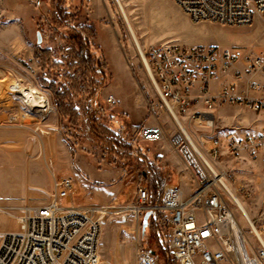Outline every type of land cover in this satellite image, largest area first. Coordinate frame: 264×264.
Masks as SVG:
<instances>
[{
    "label": "rangeland",
    "instance_id": "1",
    "mask_svg": "<svg viewBox=\"0 0 264 264\" xmlns=\"http://www.w3.org/2000/svg\"><path fill=\"white\" fill-rule=\"evenodd\" d=\"M83 2L78 12L79 0H0V208L5 210L15 205L46 204L53 176L73 181L72 205L79 208L126 204L137 184L148 189L153 203L168 185L180 186L186 196L194 188L168 144L174 123L165 112L153 108L157 96L115 0ZM121 2L140 49L173 42L185 47L222 46L264 53V21L260 17L247 27H227L194 22L171 0ZM63 24H90L96 33L94 49L82 45L76 52L68 47ZM37 32L40 44L48 48V55L42 54L40 60L35 54ZM92 52L101 59L102 67L92 63L86 71L81 59H92ZM12 84L35 89L47 99L49 109L41 112L28 106L19 92L10 89ZM110 96L115 100L111 106L106 101ZM154 125L164 130L163 139L141 141L139 129ZM257 125V113L223 108L215 130L255 133ZM189 130L193 137L209 134ZM219 164L228 173V188L259 228L264 221L260 159H234L222 151ZM222 194L253 241L233 200L225 191ZM107 211L101 219L99 264H136L141 248L154 253L159 264H175L162 224H150L144 231L140 225L136 235L129 217L112 208ZM5 212L0 213V231H18V224ZM261 239L264 242V234Z\"/></svg>",
    "mask_w": 264,
    "mask_h": 264
},
{
    "label": "built area",
    "instance_id": "2",
    "mask_svg": "<svg viewBox=\"0 0 264 264\" xmlns=\"http://www.w3.org/2000/svg\"><path fill=\"white\" fill-rule=\"evenodd\" d=\"M171 1L194 22L239 28L250 26L256 17L264 21V0ZM136 50L158 99L153 108L174 123L168 144L190 175L191 194L168 185L153 203L148 189L137 184L126 204L79 208L71 202L73 181L53 176L46 204L0 208V213L9 211L19 226L15 232L0 231V264H99L101 219L109 208L129 217L136 235L143 215L148 213L153 221L163 216L165 244L175 264H264V221L258 228L243 218L251 241L222 194V180L227 182L229 176L219 164L225 151L234 159H260L264 170V126L243 134L215 130L221 108L264 113V53L173 42ZM106 101L110 106L115 103L112 96ZM189 127L209 134L193 137ZM163 137L160 125L138 131L143 142ZM136 264L159 263L154 253L141 248Z\"/></svg>",
    "mask_w": 264,
    "mask_h": 264
},
{
    "label": "trees",
    "instance_id": "3",
    "mask_svg": "<svg viewBox=\"0 0 264 264\" xmlns=\"http://www.w3.org/2000/svg\"><path fill=\"white\" fill-rule=\"evenodd\" d=\"M84 0H79V8L77 9L78 12H80V9L83 7V2ZM63 31L64 34L66 36V40L68 41V47H74V51L78 52V49L82 46H89L91 49H94V44H93V40L95 39V30L93 29V27L88 24V25H84V26H73V25H69V24H63ZM66 31V33H65ZM73 42V44H70V42ZM73 51V52H74ZM35 54H36V58L37 60H40V57L43 56L42 54H47L48 55V48L45 49L43 48L42 44H37L35 46ZM91 58H84L81 59V63L83 66V69L88 71V68L91 66V64L93 63L94 66H99L102 67V62L101 59L99 57H96L95 52L91 53ZM102 71L100 70V73ZM63 95V94H61ZM157 224L159 227L162 224V227H164L163 229L166 230V226L165 223L163 221V216L160 217V219H158V221H152L150 218L147 219V223L146 226L144 227L143 231L147 229V227L151 224Z\"/></svg>",
    "mask_w": 264,
    "mask_h": 264
},
{
    "label": "bare ground",
    "instance_id": "4",
    "mask_svg": "<svg viewBox=\"0 0 264 264\" xmlns=\"http://www.w3.org/2000/svg\"><path fill=\"white\" fill-rule=\"evenodd\" d=\"M115 2L117 4V7H118L119 12L121 14V17L127 26L128 32H129L133 42L135 43L136 49H139V51L142 52V48L140 49V46H139L140 44L136 38V35L134 33L133 28L131 27V24L128 20L127 14L125 12V9L122 5L121 0H115ZM10 89H12L13 91L19 92V94L21 95L24 102L28 106H30L31 108L39 110L41 112H45L49 109L47 99L44 98L39 93L33 92V90H31V89L23 88V87L19 86L18 84H12L10 86ZM222 184H223L225 193L229 196V198H231L233 200L234 204L237 207L238 212H240V214L243 216V218H246L247 220H249L251 222V220H250L245 208L243 207L242 203L231 192L232 190L230 188H228V185L226 184L225 180H222Z\"/></svg>",
    "mask_w": 264,
    "mask_h": 264
},
{
    "label": "crops",
    "instance_id": "5",
    "mask_svg": "<svg viewBox=\"0 0 264 264\" xmlns=\"http://www.w3.org/2000/svg\"><path fill=\"white\" fill-rule=\"evenodd\" d=\"M224 108H232V107H224ZM221 109H223V108H221ZM220 109V110H221ZM236 109V108H235ZM220 110L218 111V114H219V112H220ZM240 110V109H239ZM244 111V110H243ZM217 114V115H218ZM261 118V119H260ZM264 126V113H259L258 114V125H257V128H256V131L255 132H257V130H259L261 127H263ZM71 202H72V200H71ZM86 207H90V206H85V207H80V208H86ZM142 222H143V218H142ZM142 225V224H141Z\"/></svg>",
    "mask_w": 264,
    "mask_h": 264
},
{
    "label": "water",
    "instance_id": "6",
    "mask_svg": "<svg viewBox=\"0 0 264 264\" xmlns=\"http://www.w3.org/2000/svg\"><path fill=\"white\" fill-rule=\"evenodd\" d=\"M36 38H37V44L41 43V35L39 32L36 33ZM149 218V214H145L143 217V222H142V229H144V227L146 226L147 223V219Z\"/></svg>",
    "mask_w": 264,
    "mask_h": 264
}]
</instances>
